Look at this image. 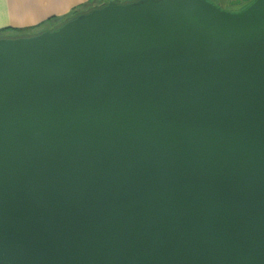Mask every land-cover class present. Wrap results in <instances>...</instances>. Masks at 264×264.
<instances>
[{
  "label": "water",
  "instance_id": "water-1",
  "mask_svg": "<svg viewBox=\"0 0 264 264\" xmlns=\"http://www.w3.org/2000/svg\"><path fill=\"white\" fill-rule=\"evenodd\" d=\"M117 1L0 39V264H264V0Z\"/></svg>",
  "mask_w": 264,
  "mask_h": 264
},
{
  "label": "crops",
  "instance_id": "crops-1",
  "mask_svg": "<svg viewBox=\"0 0 264 264\" xmlns=\"http://www.w3.org/2000/svg\"><path fill=\"white\" fill-rule=\"evenodd\" d=\"M108 0H0V37H31L53 31ZM15 36V37H13Z\"/></svg>",
  "mask_w": 264,
  "mask_h": 264
},
{
  "label": "rangeland",
  "instance_id": "rangeland-1",
  "mask_svg": "<svg viewBox=\"0 0 264 264\" xmlns=\"http://www.w3.org/2000/svg\"><path fill=\"white\" fill-rule=\"evenodd\" d=\"M108 1L114 2V0H108ZM118 1H123V0H118ZM206 1L217 6L221 10L231 13L239 12L253 2V0H206Z\"/></svg>",
  "mask_w": 264,
  "mask_h": 264
},
{
  "label": "trees",
  "instance_id": "trees-1",
  "mask_svg": "<svg viewBox=\"0 0 264 264\" xmlns=\"http://www.w3.org/2000/svg\"><path fill=\"white\" fill-rule=\"evenodd\" d=\"M131 1H133V0H123V1H117V2L127 3V2H131ZM0 33H1V32H0ZM2 38H6V37H0V39H2Z\"/></svg>",
  "mask_w": 264,
  "mask_h": 264
},
{
  "label": "flooded vegetation",
  "instance_id": "flooded-vegetation-1",
  "mask_svg": "<svg viewBox=\"0 0 264 264\" xmlns=\"http://www.w3.org/2000/svg\"><path fill=\"white\" fill-rule=\"evenodd\" d=\"M117 3H123V2H117Z\"/></svg>",
  "mask_w": 264,
  "mask_h": 264
}]
</instances>
